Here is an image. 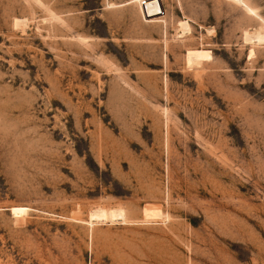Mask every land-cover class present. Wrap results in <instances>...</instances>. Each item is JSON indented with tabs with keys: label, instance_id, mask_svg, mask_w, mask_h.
<instances>
[{
	"label": "rangeland",
	"instance_id": "1",
	"mask_svg": "<svg viewBox=\"0 0 264 264\" xmlns=\"http://www.w3.org/2000/svg\"><path fill=\"white\" fill-rule=\"evenodd\" d=\"M159 4L0 0V264H264V0Z\"/></svg>",
	"mask_w": 264,
	"mask_h": 264
},
{
	"label": "bare ground",
	"instance_id": "2",
	"mask_svg": "<svg viewBox=\"0 0 264 264\" xmlns=\"http://www.w3.org/2000/svg\"><path fill=\"white\" fill-rule=\"evenodd\" d=\"M143 8L144 17L153 16L161 11L157 0H137ZM249 8V7H248ZM250 9V8H249ZM252 9V8H251ZM253 10V9H252ZM153 19V18H150ZM20 21V20H19ZM182 22V21H181ZM187 22V21H186ZM183 23V22H182ZM17 24V23H16ZM181 24V23H180ZM188 24V23H187ZM20 25V24H19ZM185 25V21L183 23ZM188 26V25H187Z\"/></svg>",
	"mask_w": 264,
	"mask_h": 264
},
{
	"label": "water",
	"instance_id": "3",
	"mask_svg": "<svg viewBox=\"0 0 264 264\" xmlns=\"http://www.w3.org/2000/svg\"><path fill=\"white\" fill-rule=\"evenodd\" d=\"M159 2V0H157Z\"/></svg>",
	"mask_w": 264,
	"mask_h": 264
}]
</instances>
